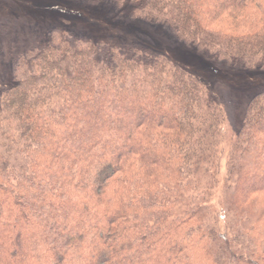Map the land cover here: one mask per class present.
I'll return each instance as SVG.
<instances>
[{
    "label": "trees",
    "instance_id": "trees-1",
    "mask_svg": "<svg viewBox=\"0 0 264 264\" xmlns=\"http://www.w3.org/2000/svg\"><path fill=\"white\" fill-rule=\"evenodd\" d=\"M92 3L96 23L120 33L167 27L215 64L264 70V0ZM10 76L0 264H264V91L219 151L223 104L162 54L55 28ZM222 160L225 232L211 205Z\"/></svg>",
    "mask_w": 264,
    "mask_h": 264
},
{
    "label": "rangeland",
    "instance_id": "rangeland-1",
    "mask_svg": "<svg viewBox=\"0 0 264 264\" xmlns=\"http://www.w3.org/2000/svg\"><path fill=\"white\" fill-rule=\"evenodd\" d=\"M82 2L89 4L84 6ZM91 4L92 0H0V89L11 85L12 59L20 56L32 44L44 42L51 29L57 28L75 38L102 40L119 48L140 47L164 55L201 79L204 86L215 93L224 106L226 117L220 129L219 151H226L229 139L239 127L247 102L256 93L264 91V70L236 71L227 68L224 62L215 64L196 53L192 47L178 42L167 27L157 28L161 26L144 23V26H139L127 22L130 25H123L125 34L120 33L117 29H111L106 22L96 23L99 19H93L89 9L91 6H88ZM105 8L102 9L106 11ZM121 16L120 19H125L124 15ZM105 19L112 20L109 17ZM218 173L219 184L213 190L211 205L219 230L225 232L227 229L220 205L224 160L220 162ZM184 204L179 205L174 216L184 209Z\"/></svg>",
    "mask_w": 264,
    "mask_h": 264
}]
</instances>
